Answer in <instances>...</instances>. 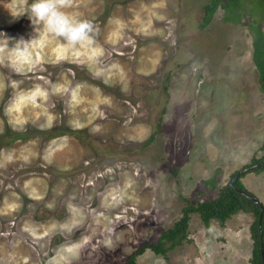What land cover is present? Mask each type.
I'll return each instance as SVG.
<instances>
[{
    "label": "rangeland",
    "instance_id": "obj_1",
    "mask_svg": "<svg viewBox=\"0 0 264 264\" xmlns=\"http://www.w3.org/2000/svg\"><path fill=\"white\" fill-rule=\"evenodd\" d=\"M33 2L0 0V264H250L251 212L191 213L180 245L138 251L261 154L249 19L217 7L201 25L209 0H73L95 29L69 49ZM240 181L264 207V170Z\"/></svg>",
    "mask_w": 264,
    "mask_h": 264
},
{
    "label": "trees",
    "instance_id": "obj_2",
    "mask_svg": "<svg viewBox=\"0 0 264 264\" xmlns=\"http://www.w3.org/2000/svg\"><path fill=\"white\" fill-rule=\"evenodd\" d=\"M217 7L224 11V20L240 22L243 17L249 19L246 22V26L251 36V59L257 70L259 91L264 94V34L260 25L264 17V0H209L208 3L203 5L201 25L208 23ZM259 150L261 151L260 156H252L250 162L241 167L244 170L233 180L232 185L226 182L219 188L217 195L210 200L198 201L194 204L186 201L180 210V216L173 222L172 226L162 231L155 243H148L138 251L142 252L145 248H148L154 254L164 256L167 250L180 245L183 240H186L187 224L191 213H196L205 226L209 224L211 219L222 226L227 218L238 211L243 213L251 212L253 219L248 228L252 239L250 264H264V210L259 224L263 249V262H261L258 249V207L241 193L242 191L249 196H254L240 181V178L247 172L259 173L264 170V162H261L264 159V141L260 145ZM258 163L260 164L256 165ZM251 165L254 166L249 168ZM134 257L135 254L130 255L125 264H135Z\"/></svg>",
    "mask_w": 264,
    "mask_h": 264
},
{
    "label": "clouds",
    "instance_id": "obj_3",
    "mask_svg": "<svg viewBox=\"0 0 264 264\" xmlns=\"http://www.w3.org/2000/svg\"><path fill=\"white\" fill-rule=\"evenodd\" d=\"M72 3L73 0H34L30 5V12L36 21L43 24L47 32L63 38L67 48L89 46L93 43L95 26L87 19H78L64 11Z\"/></svg>",
    "mask_w": 264,
    "mask_h": 264
},
{
    "label": "water",
    "instance_id": "obj_4",
    "mask_svg": "<svg viewBox=\"0 0 264 264\" xmlns=\"http://www.w3.org/2000/svg\"><path fill=\"white\" fill-rule=\"evenodd\" d=\"M261 162H264V159ZM259 164L260 163H258L256 165H259ZM253 166L254 165H251V166H249V168H252ZM243 170L244 169L241 168L240 170H236L234 172L233 176L228 181L229 185H232L233 180H235L238 177L239 173ZM241 193L244 194L249 200H251L253 202V204H255L258 207V220H257L258 235H259V247H258V249H259V255H260L261 262H263V249H262V243H261V239H260L259 224H260V218H261L262 212L264 210V207L255 196H249L242 191H241Z\"/></svg>",
    "mask_w": 264,
    "mask_h": 264
}]
</instances>
